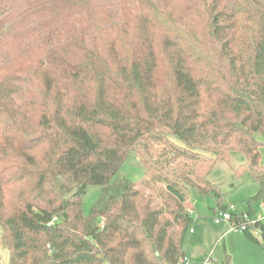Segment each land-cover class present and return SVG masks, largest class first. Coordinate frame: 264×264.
I'll list each match as a JSON object with an SVG mask.
<instances>
[{
  "label": "trees",
  "instance_id": "16d2710c",
  "mask_svg": "<svg viewBox=\"0 0 264 264\" xmlns=\"http://www.w3.org/2000/svg\"><path fill=\"white\" fill-rule=\"evenodd\" d=\"M0 118L7 264H178L217 160L264 199V0H0Z\"/></svg>",
  "mask_w": 264,
  "mask_h": 264
},
{
  "label": "rangeland",
  "instance_id": "374dc122",
  "mask_svg": "<svg viewBox=\"0 0 264 264\" xmlns=\"http://www.w3.org/2000/svg\"><path fill=\"white\" fill-rule=\"evenodd\" d=\"M0 119V145H4L1 139L3 123L2 118ZM260 152L264 160V147L260 149ZM243 162L244 157L234 151L230 153L226 161L217 160L212 173L208 176V180L215 185L218 193H222V204L234 206L236 213L247 210L246 199L257 190V185L247 174L239 177V171L234 172V168ZM119 173L131 181L139 182L144 176L140 155L137 152L129 154L122 163ZM233 185L237 187L233 188ZM99 192V186H88L81 200V208L85 216L89 214L91 207L97 201ZM144 192L153 203L159 205L162 203L157 192H151L148 189ZM188 200L192 205V210L189 209L190 206L186 208L191 213L192 232L187 231L185 235L183 258L189 264H219L226 259L229 264H264V250L260 243L250 240L242 230H230L229 224L224 221L214 222V218L221 212L216 197L204 196L195 189H191L188 191ZM261 202L264 203V199ZM255 208L256 212L260 211L259 204ZM1 231L0 226V264H7L9 253L2 243ZM255 237L258 241L261 240L259 236Z\"/></svg>",
  "mask_w": 264,
  "mask_h": 264
},
{
  "label": "built area",
  "instance_id": "2783aa9c",
  "mask_svg": "<svg viewBox=\"0 0 264 264\" xmlns=\"http://www.w3.org/2000/svg\"><path fill=\"white\" fill-rule=\"evenodd\" d=\"M259 212H255L253 216L247 214L246 211L236 213L235 208L229 205L225 210L221 211L219 216L214 218L215 223L224 221L229 224L230 230L247 231L253 236L260 235V224H264V203H259ZM190 232L192 230L190 229ZM178 264H189L185 258H181Z\"/></svg>",
  "mask_w": 264,
  "mask_h": 264
},
{
  "label": "crops",
  "instance_id": "0c3cea01",
  "mask_svg": "<svg viewBox=\"0 0 264 264\" xmlns=\"http://www.w3.org/2000/svg\"><path fill=\"white\" fill-rule=\"evenodd\" d=\"M189 232H190V230H189ZM191 233V232H190Z\"/></svg>",
  "mask_w": 264,
  "mask_h": 264
}]
</instances>
